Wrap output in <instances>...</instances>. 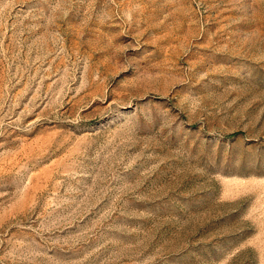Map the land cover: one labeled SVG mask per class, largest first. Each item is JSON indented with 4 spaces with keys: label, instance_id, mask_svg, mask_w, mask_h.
Listing matches in <instances>:
<instances>
[{
    "label": "rangeland",
    "instance_id": "1",
    "mask_svg": "<svg viewBox=\"0 0 264 264\" xmlns=\"http://www.w3.org/2000/svg\"><path fill=\"white\" fill-rule=\"evenodd\" d=\"M0 264H264V0H0Z\"/></svg>",
    "mask_w": 264,
    "mask_h": 264
}]
</instances>
